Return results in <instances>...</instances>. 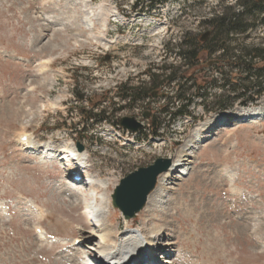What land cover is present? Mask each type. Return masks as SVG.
Here are the masks:
<instances>
[{"label":"rangeland","instance_id":"rangeland-1","mask_svg":"<svg viewBox=\"0 0 264 264\" xmlns=\"http://www.w3.org/2000/svg\"><path fill=\"white\" fill-rule=\"evenodd\" d=\"M240 1L0 0V264H79L78 257L95 244L84 241L82 252L72 250L73 239L91 230L87 178L106 180L112 195L134 170L184 151L191 155L187 165L166 181L160 176L151 194L154 206L145 211L147 204L128 220L132 228L157 231L160 264H264V91L255 105L237 102L217 111L211 102L221 91L214 87L206 107L197 99L188 108L196 121L183 117L173 123L163 111L180 108L171 106L176 86L163 84L155 96L136 103L122 99L119 90L124 83L149 82L151 69L161 75L163 67L181 65L173 48L184 36L203 38L214 17L243 12ZM87 16L93 27L84 21ZM247 22L249 33L235 35L230 44L264 47V8ZM166 44H172V59L164 60ZM220 51L204 55L206 81H223L224 69L212 66ZM90 100L109 112L123 108L107 122L86 121L81 109H90ZM241 107L263 111L228 126H209ZM123 117L147 127L163 118L164 135L146 139L149 128L121 130ZM22 132L40 146L36 152L20 145ZM70 144L87 163L77 182L70 180L75 162L61 154ZM33 205L45 216H33ZM110 217L112 228L125 230L123 214L113 205ZM35 225L65 242L40 243Z\"/></svg>","mask_w":264,"mask_h":264},{"label":"trees","instance_id":"trees-1","mask_svg":"<svg viewBox=\"0 0 264 264\" xmlns=\"http://www.w3.org/2000/svg\"><path fill=\"white\" fill-rule=\"evenodd\" d=\"M165 1L159 0L161 3ZM240 4L244 7L243 12L214 17L208 21L214 33L209 42L212 51L218 49L221 40L234 41L235 35L243 34L251 26L247 22L248 16L253 15V13L254 15L260 13L264 8V0H241ZM231 44L226 47L224 54H222L224 65L213 66L217 70L224 69L221 73L222 83H219L216 79L206 81V77L202 72L203 65H201V62L205 59L207 44L201 42V39L197 36L188 37L185 35L184 39L177 44V47L173 48L175 55H178L183 61L181 65H172L171 68L166 67L171 72L168 74L162 73L159 75L151 71L150 81L139 86H130L127 83L121 84L119 86L120 96L129 100L130 103H136L149 98L152 92L159 89L163 84L176 86L171 104L178 103L180 108L172 113L169 112V108H165L163 111L166 115L164 118L169 117V120L172 119L173 123L183 117H190L196 121L197 118L188 111V108L195 104L197 99L206 107L208 97H213L210 90L214 87H218L221 91V94L215 95L214 100L211 102V105L217 111L224 110L237 102L243 106L257 103L260 94L264 91V65H257V60L264 62V47L259 45L247 46L242 43L237 44V46ZM225 68L227 71H225ZM191 91L194 92L191 93ZM227 92H231L233 95H228ZM78 96L81 99L84 98L82 94ZM122 108L118 107L115 111L109 112L107 108L100 107V101L90 100V109L83 108L81 113L86 121L94 120L102 123L107 122L109 117L115 115ZM162 121L163 118L152 119L150 133H144L147 139L164 135L161 132Z\"/></svg>","mask_w":264,"mask_h":264},{"label":"bare ground","instance_id":"bare-ground-1","mask_svg":"<svg viewBox=\"0 0 264 264\" xmlns=\"http://www.w3.org/2000/svg\"><path fill=\"white\" fill-rule=\"evenodd\" d=\"M110 8L109 11L114 13L113 15L116 16L119 22H122L124 19L120 16L118 10L115 8L113 9L112 7ZM84 21L87 22L89 26L93 27V21L89 16L85 17ZM106 27L107 23H105L104 25V28ZM239 110V113L231 114L229 116H217L209 123V126L214 125L220 127L222 124L221 121L226 117H230L232 115H239V118L237 119H243L249 118L251 116H258L262 114L263 111V109L259 107L242 109L240 108ZM236 121L237 120H235V122ZM232 123L233 122H228L226 126ZM21 137L27 138L21 143L24 149H31L32 151L36 152L38 147H40L32 142L31 138L28 137L24 132L17 136L18 139H21ZM199 137V133H196V135L194 136V138ZM61 154L62 158H69L68 156L73 155L75 157L74 161L77 165H80V162L83 160L84 156V153L76 149L75 145L73 144L67 145L63 150H61ZM189 154V151H184L181 155L173 159V166L168 172L162 174V179L166 181L168 178L172 177V174L174 172H182L181 170H183L184 165H187L185 161H188V157L191 156ZM49 156L51 157V151L48 150V146H45L44 157L49 160ZM71 179L75 181V175H72L70 177V180ZM87 180L89 181V185L93 191V196L96 195L97 202L96 205L91 208L90 212L89 221L91 230L89 231V233L87 232L88 234H86V229H84L83 233H85L86 235L80 238L73 239L72 250L74 252H82L80 246H75L76 240L85 241L87 243H92L93 241H95L98 242V244H94L93 248H91V253L89 252V254H85L83 259L78 257L79 264H97L98 260H100V258L103 256V251L106 250V246H109L114 254L119 256L121 259L128 261L129 264H160V260L156 261V255L157 252L162 249L163 243L159 241L158 235L156 234L157 231H149L142 227L133 229L131 226L132 222L128 220H125V230L118 231L116 226L112 228L113 223L111 222L110 209L113 204L112 195L108 192V182L106 180L94 177H88ZM149 198V202H147L148 206L146 207L145 211H149L150 207L153 205V203H155V198L153 195H151V197L149 196ZM0 211H5V208L1 205ZM32 212L31 214L38 218H42L45 216V213L36 205L32 206ZM35 229L41 230V233H39L37 236L40 243H49L48 245H51V243L65 242V240L58 237H50L40 225H35ZM92 253L96 256L92 257Z\"/></svg>","mask_w":264,"mask_h":264},{"label":"water","instance_id":"water-1","mask_svg":"<svg viewBox=\"0 0 264 264\" xmlns=\"http://www.w3.org/2000/svg\"><path fill=\"white\" fill-rule=\"evenodd\" d=\"M144 117L148 118L149 115L145 113ZM235 118L238 117H232L233 120ZM225 120L222 122H226ZM120 123L125 129L133 132L143 127V124L135 117H123ZM172 165L171 158H158L150 166L140 167L120 181L112 194V200L114 207L123 213L126 220L134 218L138 212L145 208L149 196L156 189L158 178Z\"/></svg>","mask_w":264,"mask_h":264},{"label":"flooded vegetation","instance_id":"flooded-vegetation-1","mask_svg":"<svg viewBox=\"0 0 264 264\" xmlns=\"http://www.w3.org/2000/svg\"><path fill=\"white\" fill-rule=\"evenodd\" d=\"M249 31H250V29L248 30H246L244 33L245 34H248L249 33ZM213 35H214V33H213V30L210 28L206 33H205V35H204V37H203V40H202V42H205L207 45H206V56H208V54H210L211 53V48H210V46H209V42H210V40L213 38ZM230 44V40L228 41L227 39H223V40H221L220 42H219V45H218V49H220L221 51L220 52H222V54L225 52V49H226V47L228 46ZM167 45V44H166ZM164 60H168L167 58L168 57H170V59H172L171 57H172V44H171V46L170 45H167V46H165V48H164ZM222 54L217 58V59H215V60H213L214 62H217V63H220L221 61H222ZM161 72L162 73H165V72H168V73H171L170 72V70L168 71L167 70V68L166 67H163L162 69H161ZM168 73H165V74H168ZM157 94V93H156ZM171 109V108H170Z\"/></svg>","mask_w":264,"mask_h":264}]
</instances>
